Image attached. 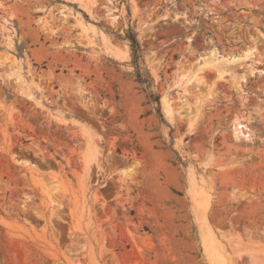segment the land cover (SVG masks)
Listing matches in <instances>:
<instances>
[{"label": "rangeland", "instance_id": "1", "mask_svg": "<svg viewBox=\"0 0 264 264\" xmlns=\"http://www.w3.org/2000/svg\"><path fill=\"white\" fill-rule=\"evenodd\" d=\"M0 264H264V0H0Z\"/></svg>", "mask_w": 264, "mask_h": 264}, {"label": "trees", "instance_id": "2", "mask_svg": "<svg viewBox=\"0 0 264 264\" xmlns=\"http://www.w3.org/2000/svg\"><path fill=\"white\" fill-rule=\"evenodd\" d=\"M122 40H125L129 46V63L133 66L132 75L134 76V81L139 85L140 90L145 93L148 103L155 106L156 114L159 120L162 121L159 101L160 96L153 90V80L148 70L143 66L142 50L136 39L135 31L131 27L126 29ZM168 148L176 155L171 147ZM176 158L177 162L181 163V159L177 155Z\"/></svg>", "mask_w": 264, "mask_h": 264}, {"label": "bare ground", "instance_id": "3", "mask_svg": "<svg viewBox=\"0 0 264 264\" xmlns=\"http://www.w3.org/2000/svg\"><path fill=\"white\" fill-rule=\"evenodd\" d=\"M249 52H251V51H246L245 53H244V58H248L249 56H250V53ZM213 57V56H212ZM243 58V59H244ZM246 58V59H247ZM226 61H227V59H221V60H219V61H217V62H214L213 61V59L210 57V59H207V60H205V63H204V66L206 65H210L211 67L213 66L215 69H217L220 73H227V69L228 68H226ZM222 62L223 63H225L224 65L222 64ZM226 65V66H225ZM209 66V67H210ZM228 72H229V69H228Z\"/></svg>", "mask_w": 264, "mask_h": 264}]
</instances>
